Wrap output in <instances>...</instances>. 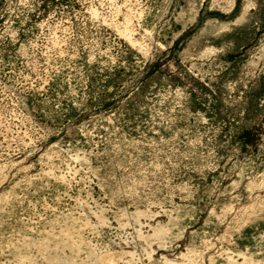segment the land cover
<instances>
[{
  "label": "rangeland",
  "instance_id": "1",
  "mask_svg": "<svg viewBox=\"0 0 264 264\" xmlns=\"http://www.w3.org/2000/svg\"><path fill=\"white\" fill-rule=\"evenodd\" d=\"M0 264H264V0H0Z\"/></svg>",
  "mask_w": 264,
  "mask_h": 264
}]
</instances>
